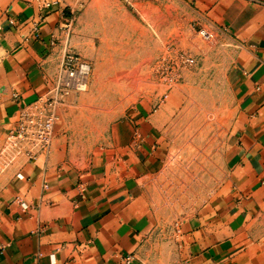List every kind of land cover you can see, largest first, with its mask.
I'll return each instance as SVG.
<instances>
[{"label": "crops", "instance_id": "1", "mask_svg": "<svg viewBox=\"0 0 264 264\" xmlns=\"http://www.w3.org/2000/svg\"><path fill=\"white\" fill-rule=\"evenodd\" d=\"M181 1L239 48L227 182L179 235L173 225L163 235L146 182L167 159L159 119L126 123L118 148L85 166L58 137L48 157L0 177V264H264V0ZM60 3L0 2V148L19 110L55 83L67 47Z\"/></svg>", "mask_w": 264, "mask_h": 264}, {"label": "rangeland", "instance_id": "2", "mask_svg": "<svg viewBox=\"0 0 264 264\" xmlns=\"http://www.w3.org/2000/svg\"><path fill=\"white\" fill-rule=\"evenodd\" d=\"M19 1L42 8L53 0ZM56 1L65 19L63 55L79 57L89 74L57 109L54 140L85 166L118 148L126 123L159 119L167 159L146 182L167 235L227 182L223 143L240 116L232 81L239 48L181 0Z\"/></svg>", "mask_w": 264, "mask_h": 264}, {"label": "built area", "instance_id": "3", "mask_svg": "<svg viewBox=\"0 0 264 264\" xmlns=\"http://www.w3.org/2000/svg\"><path fill=\"white\" fill-rule=\"evenodd\" d=\"M56 3L47 2L44 8H51ZM9 22L15 25L14 19ZM33 30L37 32L38 27L35 26ZM60 65V74L53 87L35 101L25 104L19 110L16 122L7 131L0 148V177L18 164L33 162L51 153L57 109L73 90L85 87L89 74V65L71 52H65ZM14 98H18V94H14ZM179 224L176 223L177 234H180ZM133 258V255L127 256V264ZM174 264L191 263L183 260Z\"/></svg>", "mask_w": 264, "mask_h": 264}]
</instances>
